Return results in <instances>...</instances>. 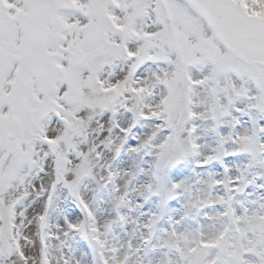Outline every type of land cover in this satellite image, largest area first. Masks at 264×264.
<instances>
[{
	"label": "rangeland",
	"instance_id": "rangeland-1",
	"mask_svg": "<svg viewBox=\"0 0 264 264\" xmlns=\"http://www.w3.org/2000/svg\"><path fill=\"white\" fill-rule=\"evenodd\" d=\"M7 7L16 10L0 0L2 20L11 18ZM87 9L100 11L95 34L84 39L87 91L81 95L80 83L67 84L66 95L81 97L75 101L56 96L48 84L46 97L21 110L12 128L10 158L0 171V264H264V0H89ZM184 14L210 37L196 51L177 40L187 31ZM151 27L159 30L152 38L146 35ZM131 45L137 51L128 52ZM170 49L176 63L167 74ZM123 50L130 65L120 64ZM115 63L125 66L124 82H113ZM154 69L164 71L158 76L164 99L156 107L162 141L152 149L142 141L150 131L135 130L141 101L133 82ZM197 69L207 79L196 88L203 89L204 108L194 112ZM224 79L253 90L243 125L230 112L236 96ZM109 83L121 88L103 90ZM73 102L87 113L81 123L65 119L75 117ZM193 113L207 117L210 144L202 153L194 146L204 140L190 130ZM54 123L60 134L48 141ZM126 146L136 163L145 164L138 173L142 183L135 184L137 169H126V162L121 180L115 177ZM195 151L201 164L189 166ZM47 166L58 185L50 199H41L48 192L41 184ZM132 178V189L141 185L133 201L124 192ZM39 205L28 219L24 209ZM28 226L41 245L33 256L21 253L30 244Z\"/></svg>",
	"mask_w": 264,
	"mask_h": 264
},
{
	"label": "bare ground",
	"instance_id": "bare-ground-1",
	"mask_svg": "<svg viewBox=\"0 0 264 264\" xmlns=\"http://www.w3.org/2000/svg\"><path fill=\"white\" fill-rule=\"evenodd\" d=\"M181 11L182 12H188V8L181 6ZM185 15V14H184ZM183 20L185 21V24H183V26L187 29L184 30L178 37V43H180L182 46H184V48H186L189 51H196L200 48L201 44L203 43V41L209 40V34H207L206 32V28H204L203 26H201L200 24L194 23L193 19L190 16L185 15L183 17ZM188 27V28H187ZM147 36H149L150 38H152L153 35H155L156 33H158L159 30H157L156 27H151V28H147ZM225 40H223V48L225 49ZM151 46H153V44H151ZM159 46V45H157ZM137 45H132L130 46L129 50L131 52H135L137 51ZM222 48V47H221ZM222 48V49H223ZM172 49L167 51V55L170 56L169 60H168V65H171L170 68H168V70H166L167 74H169L170 72L174 73V64L176 63V58L172 55ZM248 57L251 56L250 53H246ZM201 66V63H198ZM124 67L118 65L117 68H114V70H111V77L115 78L114 79V83H116V81L118 80H122L124 82L125 78L123 79V76H125V71L123 69ZM162 75H164V71H161L159 69H154V70H150L148 72H144L142 73L140 76H137L134 79V88H139L140 90V101L138 104V107H140L139 110V118H138V124L137 127L135 128L136 132L141 133L144 130H148L150 131L149 133H147V135L144 137L143 144L147 141L148 146H151L150 148L155 149L156 147H158L162 141V131L163 129L160 128L159 125H156L158 121H160V113L159 111L156 110L157 106H160V104L163 101V95L160 94V92L162 91V89L158 86V84H160V82L158 81ZM159 76V77H158ZM84 78V77H83ZM85 79V78H84ZM207 77L205 76L204 73L201 72V70H196V75L194 76V79L192 81L193 84V92H192V97L194 99H197L192 106V111L195 112V110L198 109H202L204 108V104H201V90H196V88H203V84L206 81ZM236 80V79H235ZM235 80H231V81H226V79H224L223 82V86H229L231 88L232 91H230L234 97L236 96V99L234 101V104H232V107H230V112L233 114H237L238 119H239V123L243 125V121L244 119L247 118L249 112L251 111V103L248 102V98L252 99L253 96V90L252 88L247 87V85H243L241 84V82H239V86L235 85ZM112 82V84H113ZM112 84H107L105 86H103V90H109L111 91L114 88H121V86L117 85V86H112ZM111 85V86H110ZM247 87V88H246ZM115 90V89H114ZM138 90V89H137ZM86 92V88L85 86L82 87L81 93ZM203 92V91H202ZM239 100H241V102H245V104L240 103ZM239 103L241 105H243V108H238L237 106H239ZM71 108L72 110H74V114L75 117H69V115L65 114V118L66 120H76V122L81 123L83 120H85L87 118V113L82 109V107H80L78 104L76 103H72L71 104ZM264 120V118H262ZM124 120V118L122 116H119L117 119V122L120 123ZM106 121L102 119L101 124L105 123ZM207 117L206 115H202L200 113H198L197 115H195V113H193L192 115V119H191V132L198 134V136H196L195 139H202L204 140L203 143L200 146H194L197 148V150L199 149V151L201 150V153L206 150L210 144V138H209V131L205 128L207 125ZM60 124H54L52 127H50L48 134H47V138L50 140H53L55 138H57V136L60 134ZM235 134H233V138H231L230 140L233 141L235 136L238 134L237 131L234 132ZM203 135V136H200ZM90 140L93 138L92 135H89ZM138 140V139H137ZM229 140V141H230ZM133 141L129 140L128 143H130ZM127 143V144H128ZM199 151L196 152L195 154H193V157L190 158V160H192L193 162L189 161V166L194 165L195 160L201 164L199 161V157L201 156L199 154ZM123 153H124V157L123 160L120 164V161H117L115 163L116 166V175L115 177H117L118 179L121 180L122 178V172H123V165L124 162H126V169H130L133 165L134 167L137 169V172L135 173V176L137 177L135 180V184L136 182H140L142 183L143 177L140 176L138 178V173H140L141 171L145 172V164L143 162H139L136 163L135 159L132 158L131 155V151L128 150V147L126 146L123 149ZM229 155H225V157H228ZM201 161H204L203 159H201ZM212 162V161H211ZM210 162V163H211ZM183 167H185V165H183ZM200 167H203V164L200 165ZM199 167V168H200ZM199 168H196L194 171L195 175L198 176V170ZM119 170V171H118ZM45 171V175L42 176V185L46 186L47 184L50 183L51 179H52V169L51 166H47L46 169H44ZM200 173V172H199ZM111 174V173H109ZM212 175H214L215 179L217 178V175L212 172ZM229 180H233L234 177H228ZM119 180V181H120ZM131 182V181H130ZM128 182V185L129 183ZM197 182V180L195 181V183ZM35 187L37 188V183L34 184ZM124 185L126 186L127 183L125 182ZM127 185V188L124 189L126 198H128L129 200L133 201L135 198L139 197L141 195V185H139V189L136 190V188H133L134 185V181L132 178V183L130 186ZM122 188V187H121ZM215 193L217 195H219V191L217 189H214ZM216 195V196H217ZM39 211V206H35L33 207L31 210H29L27 213L28 214H35ZM147 212V210H146ZM146 216H144L141 220V228H143L144 223L146 222ZM26 234L29 236V240H30V244H27L23 249H24V253L25 254H31L34 255L36 252V239L34 236V228L32 226H28L25 230ZM138 233H141V230H139ZM135 248H138V245L136 243Z\"/></svg>",
	"mask_w": 264,
	"mask_h": 264
},
{
	"label": "flooded vegetation",
	"instance_id": "flooded-vegetation-1",
	"mask_svg": "<svg viewBox=\"0 0 264 264\" xmlns=\"http://www.w3.org/2000/svg\"><path fill=\"white\" fill-rule=\"evenodd\" d=\"M45 1L50 6L54 5L57 11L45 37L40 40V29L49 19L50 11L40 10L38 16L36 13L33 14L37 18V24L34 26V36H31L32 34L29 32L31 28L29 1L24 4L23 10L16 16L15 28L11 33L9 46H2L0 49V107L2 109L5 102L4 81L10 73H14V85L18 79H22L28 88L33 84L35 87H39L44 75L46 78L57 76L55 71L59 69V64L56 62L59 55L58 47L63 42V38H68L69 32L65 28L68 27L70 21L79 17V11L75 8L77 0ZM65 46L68 47V45ZM68 51L72 52L71 49ZM11 91L10 88L8 92L11 93Z\"/></svg>",
	"mask_w": 264,
	"mask_h": 264
},
{
	"label": "water",
	"instance_id": "water-1",
	"mask_svg": "<svg viewBox=\"0 0 264 264\" xmlns=\"http://www.w3.org/2000/svg\"><path fill=\"white\" fill-rule=\"evenodd\" d=\"M8 146V134L6 133V129L0 128V158L5 154L6 148Z\"/></svg>",
	"mask_w": 264,
	"mask_h": 264
}]
</instances>
